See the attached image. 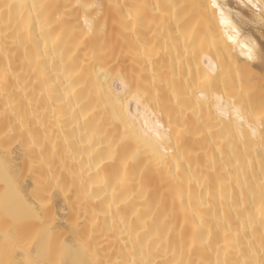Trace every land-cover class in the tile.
Returning a JSON list of instances; mask_svg holds the SVG:
<instances>
[{"label": "bare ground", "instance_id": "obj_1", "mask_svg": "<svg viewBox=\"0 0 264 264\" xmlns=\"http://www.w3.org/2000/svg\"><path fill=\"white\" fill-rule=\"evenodd\" d=\"M215 2L0 0L2 264H264V0Z\"/></svg>", "mask_w": 264, "mask_h": 264}, {"label": "snow or ice", "instance_id": "obj_2", "mask_svg": "<svg viewBox=\"0 0 264 264\" xmlns=\"http://www.w3.org/2000/svg\"><path fill=\"white\" fill-rule=\"evenodd\" d=\"M249 3H250L252 8H257V5L255 3H252L251 0H249ZM211 6H212L213 9H216V10L219 11L221 22L222 23L226 22L225 13L223 11L224 6L216 3L215 0H213V3H212ZM5 7L10 10L13 7V5H6ZM258 10L264 12V6H262ZM262 22H264V16H262ZM229 38L232 39V37H229ZM248 58L249 59L253 58L251 51H249ZM121 83H122L123 87L127 88V85L124 83L123 80H121ZM217 99L218 100H222L221 97H217ZM233 107H235V103L234 102H233ZM236 119L238 121H241V122L243 121V116L240 114V110L239 109L236 110ZM261 127L264 128V119H262V121H261ZM156 135H157V139L161 138L160 134L158 132L156 133ZM25 204L28 205V202L25 201ZM28 206L30 207L32 216L36 217V218H38L40 216L41 209L47 207V205L45 203H43V202H39V207H35V206H31V205H28ZM53 219H55L54 216H53ZM8 239H11V242H12L14 247H20L22 249L24 244H25V241L23 240V238H18L16 235L9 236L8 234H6V240H8ZM0 264H2V262H0ZM27 264H34V262L28 261Z\"/></svg>", "mask_w": 264, "mask_h": 264}]
</instances>
